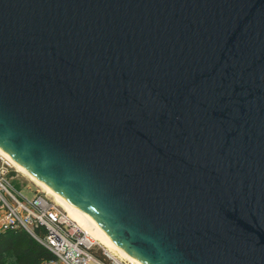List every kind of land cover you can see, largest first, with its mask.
<instances>
[{
	"label": "water",
	"instance_id": "95a60500",
	"mask_svg": "<svg viewBox=\"0 0 264 264\" xmlns=\"http://www.w3.org/2000/svg\"><path fill=\"white\" fill-rule=\"evenodd\" d=\"M0 150L142 264H264V0H0Z\"/></svg>",
	"mask_w": 264,
	"mask_h": 264
},
{
	"label": "built area",
	"instance_id": "2783aa9c",
	"mask_svg": "<svg viewBox=\"0 0 264 264\" xmlns=\"http://www.w3.org/2000/svg\"><path fill=\"white\" fill-rule=\"evenodd\" d=\"M18 176V170L0 150V233L25 230L54 255L44 264H105L92 255L94 246L110 264H135L90 239L44 191L35 188L33 199L23 197L12 183Z\"/></svg>",
	"mask_w": 264,
	"mask_h": 264
},
{
	"label": "trees",
	"instance_id": "16d2710c",
	"mask_svg": "<svg viewBox=\"0 0 264 264\" xmlns=\"http://www.w3.org/2000/svg\"><path fill=\"white\" fill-rule=\"evenodd\" d=\"M91 253L103 263L110 264V260L97 246L91 249ZM53 258L54 255L47 248L23 229L0 233L1 264H44Z\"/></svg>",
	"mask_w": 264,
	"mask_h": 264
},
{
	"label": "bare ground",
	"instance_id": "6f19581e",
	"mask_svg": "<svg viewBox=\"0 0 264 264\" xmlns=\"http://www.w3.org/2000/svg\"><path fill=\"white\" fill-rule=\"evenodd\" d=\"M1 152L8 160H10V162L14 165V167L19 172H21L30 181L34 182L38 187L42 188L44 192L50 195L54 199V201L67 213L70 219L73 222H75L86 233V235L90 239L104 246L109 251L115 252L121 258H124L135 264H142L140 261H138L133 256H131L129 253H127L114 240H112L110 237L105 235L103 232L96 229V227L84 217L83 213L78 208H76L71 203H69L66 199L61 197L58 193L52 190L45 183L41 182L39 179L34 177L32 173H30L26 168H24L23 166L15 162L10 155L3 152L2 150Z\"/></svg>",
	"mask_w": 264,
	"mask_h": 264
},
{
	"label": "rangeland",
	"instance_id": "374dc122",
	"mask_svg": "<svg viewBox=\"0 0 264 264\" xmlns=\"http://www.w3.org/2000/svg\"><path fill=\"white\" fill-rule=\"evenodd\" d=\"M18 173H19V176H18V178L16 180H14L12 182L13 185L15 186L16 189H18L21 192L23 197H26L28 200L33 199V197L35 196V190H36L35 188L40 189V190H42V188L38 187L34 182L30 181L21 172L18 171ZM46 195H48V194L46 193ZM48 196L50 198H52L50 195H48ZM111 253H115V252H111ZM116 255H118V254H116Z\"/></svg>",
	"mask_w": 264,
	"mask_h": 264
}]
</instances>
